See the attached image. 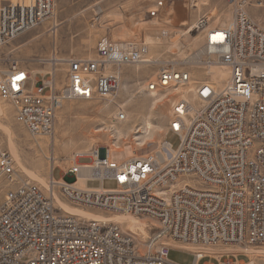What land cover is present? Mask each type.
<instances>
[{"label": "built area", "instance_id": "built-area-1", "mask_svg": "<svg viewBox=\"0 0 264 264\" xmlns=\"http://www.w3.org/2000/svg\"><path fill=\"white\" fill-rule=\"evenodd\" d=\"M245 3L235 5L227 26L211 27L208 17L197 23L204 33L205 66L230 70L221 87L211 73L194 83L193 72L172 61L161 64L146 84L148 92L180 94L167 127L180 137L178 148L164 138L159 149L118 162L108 146L78 152L71 165L52 168L46 194L35 182L17 180L0 133V185L9 186L0 203V264H180L168 257L174 244L264 245V27L247 14ZM55 9L56 0H0V45L52 19ZM151 55L146 41L104 36L95 58L68 60L60 88L53 72L39 80L10 58L0 71V96L32 135L51 136L64 102L115 94L120 67L146 63ZM126 119L118 105L115 120ZM92 165L98 176L82 174ZM95 178L101 186H88ZM104 180L115 186L105 187ZM58 198L77 208L149 218L158 228L141 251L134 234L119 224L70 213ZM214 258L216 264H254L243 252L198 251L193 264H212L204 259Z\"/></svg>", "mask_w": 264, "mask_h": 264}, {"label": "rangeland", "instance_id": "rangeland-1", "mask_svg": "<svg viewBox=\"0 0 264 264\" xmlns=\"http://www.w3.org/2000/svg\"><path fill=\"white\" fill-rule=\"evenodd\" d=\"M243 2H246L244 9L247 14L264 27V0H234L233 4L228 0H209L208 2L201 0H119L106 3L87 2L86 0H56L55 16L28 32L35 37L34 43L45 41L48 45L43 55L46 64H38L34 68L43 74L53 72L59 88L67 78L68 60L71 58H95L98 42L104 36L114 40L148 41L147 43L152 48L150 59L154 61L122 65L119 69L122 79L121 87L113 95L92 100L77 99L64 102L56 112L55 130L51 136L32 135L22 123L16 120L12 103L0 96V105L5 109V113L0 115V133L6 148L13 156L17 180L35 182L47 194L45 186L27 172H37L39 177L48 180L52 155L57 158L62 167H65L72 164L74 154L78 152L88 153L97 147L113 145L117 137L116 131L106 128L96 132V129L108 125H116V128L121 129L124 133L118 142L124 150L112 154V159L115 162L132 156L138 151V153H143V151L147 153L158 148V144L162 142V136L166 133L173 103L181 97L179 93L171 92L166 97L168 99L165 98L163 106L157 107L158 110L153 109L151 108L153 106L151 105L150 92L146 90L147 82L154 80L160 65L168 61L174 62L176 67L181 70L195 73L192 75L194 83L209 79L208 66H205L206 64L203 62V58H205L203 55L204 33L201 28H197V23L201 18L208 17L206 20H208L209 26H227L234 17L235 5ZM225 14H229L230 19L223 21ZM13 42L15 39L8 44L0 45V71L5 70L8 66L11 58L8 53L9 47ZM53 58L63 59L56 62L54 67L57 70L55 71H53V64H51ZM214 85L217 86L218 84L214 83ZM141 87L142 91L140 90ZM217 87H221V85ZM160 93L163 95L165 92ZM129 100H140L138 112L134 116L128 112L130 107L127 101ZM118 105L127 114L125 121L115 120ZM159 109H164L166 112L162 121L163 131L161 130L159 134H152L147 129L145 120L157 124L159 122L157 115ZM6 127H11L15 131L14 142L19 153L18 158L10 149L8 136L4 130ZM88 134H92L90 137L92 140L88 138ZM138 136L139 138L146 137L147 141H144L146 142V149L143 147L135 151L134 147L139 140ZM150 141H154V144ZM167 141L175 149L180 145V137L175 133H169ZM118 143L115 145L116 147L112 148H118ZM153 145L157 146L153 147ZM54 176L60 177L59 170H55ZM97 184L98 182L94 180L89 182L90 186ZM114 186L113 181H105V187L112 188ZM8 188L9 186L4 184L0 185V203L3 200L4 191ZM67 205L71 209L83 210L70 204ZM84 210L96 215L97 218L99 217L98 220L105 219L103 221L115 222L123 231L134 234L141 251L145 250L146 242L153 237L154 231L158 228L156 221L145 217H135L138 223L143 224L144 222L146 224L143 229L140 228L141 231L139 225L133 229L127 221L112 220L113 218L116 219L118 212L92 208ZM126 215L129 216V214ZM191 246L190 248L193 250L203 249L208 254H212L207 252L210 249H244L243 253L247 254L254 264H264V253H260L264 251V245H251L243 248L236 246ZM168 257L180 264L194 263L193 255L188 253L169 250ZM241 258L244 259V257Z\"/></svg>", "mask_w": 264, "mask_h": 264}, {"label": "bare ground", "instance_id": "bare-ground-1", "mask_svg": "<svg viewBox=\"0 0 264 264\" xmlns=\"http://www.w3.org/2000/svg\"><path fill=\"white\" fill-rule=\"evenodd\" d=\"M233 18V17H232ZM228 19H230V15L228 14H225L224 16H223V21L224 20H228ZM217 20H219V19H217ZM233 20V19H232ZM230 21V20H229ZM217 22V21H216ZM129 23V22H128ZM229 23V22H228ZM230 24V23H229ZM224 25H226V24H224ZM204 26H206V24H204ZM211 26H213V25H211ZM55 32H56V30H55ZM56 34H57V32H56ZM123 35H125V34H123ZM148 42V41H147ZM149 42H152V40H149ZM183 58V57H182ZM59 60H63V59H55V58H53V59H51V61H52V64H53V71H55V70H57L54 66H56V62L57 61H59ZM151 60H153V59H149L148 60V62H150ZM186 60V59H185ZM154 61V60H153ZM147 62V63H148ZM146 65V64H145ZM148 66V65H147ZM202 69V68H201ZM207 73H211V80H212V82H214V83H217L218 85L217 86H219V85H223L224 83H225V81L227 80V78L229 77V75H230V70L228 69V68H226V67H224V66H222L221 67V65H217V64H211V65H209L208 66V70H207ZM206 73V74H207ZM193 74H195V73H193ZM196 81V80H195ZM202 81V80H201ZM216 85V84H215ZM216 86V87H217ZM140 90L142 91V87L140 88ZM150 94V96H151V105L153 106V107H151V108H153V109H157V107H159V106H163L164 105V100H165V98H166V96H165V93L162 95V93H160L159 91H153V92H150L149 93ZM174 94H176V92L174 93ZM177 95H179V94H177ZM174 98V97H173ZM179 98V97H178ZM178 98H176V99H178ZM166 99H168V98H166ZM178 100H180V99H178ZM176 101V100H175ZM127 104H129V113L131 114V115H136V113L138 112V105L140 104V100H137V101H133V100H129V101H127ZM158 110V109H157ZM167 111H168V109H167ZM5 113V109H4V107L2 106V105H0V115H3ZM157 115L159 116L158 118H159V122L157 123V124H153V123H151V121L150 120H145V125H146V127H147V129H149V131H150V133L152 132V134L154 133V134H156V133H158L159 134V132H161V130H162V121H163V119L165 118V115H166V112H165V110L164 109H159V111L157 112ZM171 117V116H170ZM109 129V128H111V130H114V132L116 131V134H117V137H116V141L113 143V145H111V146H109L110 147V151H111V154H113L114 152H118V151H123L124 150V148L123 147H121L120 145H119V141L122 139V137L124 136V133H123V131L121 130V129H118V128H116V125H108V126H105V127H103V128H101V129H96L97 131L96 132H99V131H103L104 129ZM5 132L7 133V136H8V142H9V146H10V149H11V151L14 153V155L16 156V158H18L19 157V153H18V150H17V147H16V144H15V142H14V135H15V131H14V129L13 128H11V127H6L5 129ZM133 131V130H132ZM163 131V130H162ZM84 134V133H83ZM164 134V133H163ZM89 135V134H88ZM92 135V134H91ZM91 135H89V139L90 140H92L90 137H91ZM94 135V134H93ZM165 135V134H164ZM164 135L162 136V142H163V140H164ZM95 136H96V134H95ZM138 139L139 140H137V145L134 147L135 148V151L137 150V149H142L143 147L145 148V144H146V142H144V141H147V139H146V137H142V138H139V136H138ZM162 142H161V144H162ZM118 143V145H117V147L118 148H112V147H116L115 145ZM150 143H153L154 144V141H150ZM161 144H158L159 146H158V148H156V149H159L160 147H161ZM110 145V144H109ZM157 145H153V147H156ZM146 149V148H145ZM144 149V150H145ZM155 149V150H156ZM134 151V150H133ZM139 152V151H138ZM136 153L135 152V155L136 156H141V155H144V154H146V152L145 151H143V153ZM87 153V152H86ZM89 153V152H88ZM57 165H59V166H61V164L59 163V161H57V158L54 156V155H52L51 156V164H50V171L52 170V168L54 167V166H57ZM30 176H32L33 178H35L36 180H39L44 186H45V188H46V191H47V193L49 192V182H48V180H44V178L42 179L41 177H39L35 172H27ZM82 174H84V175H86V176H88V177H96V176H98V170L95 168V166L94 165H92V167H90L89 169H84L83 170V172H82ZM58 202L60 203V204H62L63 205V207L67 210V211H69V212H71V213H78V214H80V215H83V216H85L86 218H88V219H99V217L97 218V216L96 215H93L92 213H89V212H87V211H85L84 209L83 210H78V209H71L65 202H63L62 200H60L59 198H58ZM117 217H116V219H112V220H117V222L118 221H120V220H122V221H127L128 223H129V226L131 227V228H133L134 229V227L136 226V225H139V229L141 228V229H143L144 227H145V225L146 224H144V222H143V224H141V223H138V220L135 218V216H133V215H131V214H129V216L128 215H126V214H124V213H118L117 215H116ZM102 219V218H101ZM102 220H105V219H102ZM108 220V219H107ZM140 222V221H139ZM151 222V221H150ZM153 222V221H152ZM122 223V222H121ZM149 223V222H148ZM123 224V223H122ZM154 224V223H153ZM138 228V227H137ZM140 229V230H141ZM142 231V230H141ZM144 231V230H143ZM145 234H146V232H144ZM175 247V246H174ZM198 251V254L199 255H204V254H208V253H206L203 249H200V250H197ZM244 251V249L243 250H240V249H225V250H215V249H210V250H207V252H209V253H212V254H208V255H211V256H220V255H222V254H225V253H239V252H243ZM262 251V250H261ZM259 252V251H258ZM260 253H264V251L263 252H260Z\"/></svg>", "mask_w": 264, "mask_h": 264}, {"label": "crops", "instance_id": "crops-1", "mask_svg": "<svg viewBox=\"0 0 264 264\" xmlns=\"http://www.w3.org/2000/svg\"><path fill=\"white\" fill-rule=\"evenodd\" d=\"M87 2H100V3H106V2H117L119 0H86ZM144 1V0H143ZM30 31V30H29ZM35 39L34 36H32L31 33L24 32L20 36H18L15 39V42H13L10 45L9 54L11 58L18 59L21 66L28 70L33 77H36V79H43V73L40 70H36V65L38 64H46V59H44L45 56L44 52L48 48L47 42H36L34 43L33 40ZM34 43V44H33ZM28 44V45H27ZM28 47V48H27ZM52 64V63H51ZM35 67V68H34ZM169 135L168 131L166 130L164 138H167ZM130 157V156H128ZM126 157V158H128ZM86 162V161H85ZM94 181L98 182L95 186H90L89 182H87V185L90 187H99L101 186V181L97 178L93 179ZM105 181H103V184L105 185ZM175 246V247H174ZM190 245H181V244H174L170 247V250H174L177 252L182 253H188L193 255L195 260V252L196 250L191 249ZM196 247V246H195ZM205 263H212L216 264L218 261L217 259H204Z\"/></svg>", "mask_w": 264, "mask_h": 264}]
</instances>
